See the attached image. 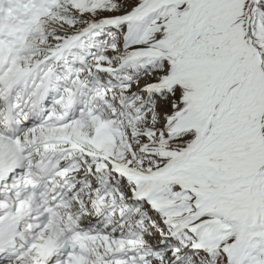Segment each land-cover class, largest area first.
Masks as SVG:
<instances>
[{
    "label": "snow or ice",
    "instance_id": "snow-or-ice-1",
    "mask_svg": "<svg viewBox=\"0 0 264 264\" xmlns=\"http://www.w3.org/2000/svg\"><path fill=\"white\" fill-rule=\"evenodd\" d=\"M0 264H264V0H0Z\"/></svg>",
    "mask_w": 264,
    "mask_h": 264
}]
</instances>
